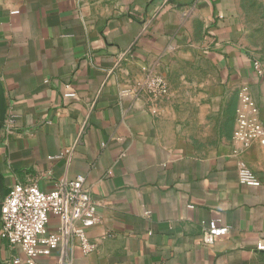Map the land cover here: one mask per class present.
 Returning a JSON list of instances; mask_svg holds the SVG:
<instances>
[{"label": "crops", "instance_id": "crops-1", "mask_svg": "<svg viewBox=\"0 0 264 264\" xmlns=\"http://www.w3.org/2000/svg\"><path fill=\"white\" fill-rule=\"evenodd\" d=\"M248 38L241 0H0V198L82 176L99 219L86 230L93 253L59 246L34 264H264V147L233 139L241 95L264 127ZM181 55L209 65L235 111L228 135L200 151L171 102L141 90ZM219 95L202 111H216ZM239 162L259 186L240 183ZM211 221L222 235L205 245ZM14 259L27 264L0 239V264Z\"/></svg>", "mask_w": 264, "mask_h": 264}, {"label": "built area", "instance_id": "built-area-1", "mask_svg": "<svg viewBox=\"0 0 264 264\" xmlns=\"http://www.w3.org/2000/svg\"><path fill=\"white\" fill-rule=\"evenodd\" d=\"M255 69L258 75L264 74L257 62ZM141 90L154 100L168 96L164 82L155 75L147 76ZM241 102L243 109L237 112L234 141L243 148L254 142L264 147V127L257 117V108L245 95H241ZM238 175L244 185H260L243 162L238 163ZM52 217L58 220L56 233L48 228ZM98 223L96 205L84 187L82 176L59 181L50 192L41 191L36 183L17 184L1 202L0 239L8 247H19L27 264H34L38 256L50 255L59 246H76L84 255L93 253L97 245L88 238L86 230ZM205 227L204 243L213 245L222 235V229L214 221ZM256 250L264 251V243H258Z\"/></svg>", "mask_w": 264, "mask_h": 264}, {"label": "rangeland", "instance_id": "rangeland-1", "mask_svg": "<svg viewBox=\"0 0 264 264\" xmlns=\"http://www.w3.org/2000/svg\"><path fill=\"white\" fill-rule=\"evenodd\" d=\"M241 3L242 22L249 34L245 49L250 51L251 57L255 59L254 62H257L263 70L264 0H241ZM172 62L175 65L174 70L166 71L164 77L157 76L164 82L168 91V96L159 98L158 101L165 100L172 103L169 105H172L179 119L180 134L188 147H194L193 149L199 151L207 149L214 143L215 136L228 135L235 117L232 100L226 101V88L220 87L207 63L187 60V57L182 55L174 57ZM211 76L210 85L204 84L203 81ZM220 90L224 92L220 94ZM214 95L223 98L215 105L218 109L202 111L205 99ZM154 99L153 101H157Z\"/></svg>", "mask_w": 264, "mask_h": 264}, {"label": "water", "instance_id": "water-1", "mask_svg": "<svg viewBox=\"0 0 264 264\" xmlns=\"http://www.w3.org/2000/svg\"><path fill=\"white\" fill-rule=\"evenodd\" d=\"M5 115H6V109H5V103L3 99V92L0 88V130L4 125L5 122ZM3 198H0V212H1V202Z\"/></svg>", "mask_w": 264, "mask_h": 264}]
</instances>
